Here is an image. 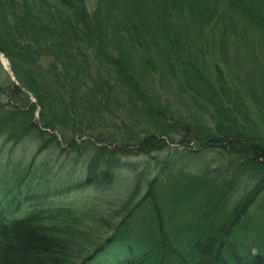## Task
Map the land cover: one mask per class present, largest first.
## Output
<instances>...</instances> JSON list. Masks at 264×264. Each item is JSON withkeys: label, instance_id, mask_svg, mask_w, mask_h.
Listing matches in <instances>:
<instances>
[{"label": "trees", "instance_id": "1", "mask_svg": "<svg viewBox=\"0 0 264 264\" xmlns=\"http://www.w3.org/2000/svg\"><path fill=\"white\" fill-rule=\"evenodd\" d=\"M248 33L264 44V0H0L19 82L0 65V137L33 135L38 155L59 147L51 130L60 151L93 150L60 183L34 159L20 172L0 161V264H264V91L244 97L204 51ZM163 148L148 179L149 164L121 160ZM121 170L134 180L122 202L55 200L107 194Z\"/></svg>", "mask_w": 264, "mask_h": 264}, {"label": "rangeland", "instance_id": "2", "mask_svg": "<svg viewBox=\"0 0 264 264\" xmlns=\"http://www.w3.org/2000/svg\"><path fill=\"white\" fill-rule=\"evenodd\" d=\"M209 40L211 41L210 50L204 51L205 58L209 62L213 74L214 70L212 66L218 64L222 68L227 84L230 87L238 89L248 99L251 98L252 92L255 93L256 91L261 94L264 91V44L258 39L257 35L248 33L240 36L239 39H229L225 51L219 50L218 36L212 39L209 37ZM3 59L2 55H0V62ZM0 81L2 82L1 77ZM154 85L158 89H161V85L170 86L167 83H159L158 80L155 81ZM161 93L166 95L163 91ZM184 97L185 100H189L188 95L185 94ZM29 100L32 103L35 102L32 95ZM176 105L180 108L179 111L182 115L192 114V108L186 107L184 104L180 105L176 103ZM34 118L38 126L43 125L44 121L39 115V107L35 108ZM107 129H101L100 132L107 134L109 133ZM47 132L56 133L59 147L57 142H52L46 150L38 155H36V152L41 141L37 140L33 135L25 136L18 143L13 141L6 142L4 137H0V161L7 164L9 168L20 172L25 170L30 161L34 159L32 161L34 165L31 172L55 180L57 183L70 179L74 180L75 178L78 179L83 176L89 159L93 154L92 148H71L74 152L71 150H66L65 152L60 151L61 147H66V143L60 134L51 130H47ZM165 141L168 142L167 139ZM190 145L194 146L195 143L191 141ZM150 155H126L121 160L124 162H145L146 165L149 164L150 169L146 172L148 179L154 175L155 168L157 169L153 157H156V155L164 157L166 155V149L163 148L160 151H153ZM153 167L155 168L153 169ZM119 172L122 174L112 187L111 193H99L98 198H96L90 190H84L67 193V195L55 200L57 204L70 206L75 209H81L91 204L93 207H96L98 202L104 203L105 199L111 198L122 202L128 197V194L130 195L131 192L133 194L134 180L133 172L127 170H121ZM145 188L146 182L142 180L137 191L134 190L135 195L132 196V203L143 194Z\"/></svg>", "mask_w": 264, "mask_h": 264}]
</instances>
